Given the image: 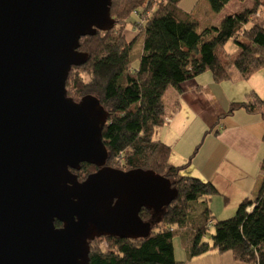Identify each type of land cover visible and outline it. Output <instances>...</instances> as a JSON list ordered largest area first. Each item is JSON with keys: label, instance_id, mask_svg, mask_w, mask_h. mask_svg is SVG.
I'll use <instances>...</instances> for the list:
<instances>
[{"label": "water", "instance_id": "95a60500", "mask_svg": "<svg viewBox=\"0 0 264 264\" xmlns=\"http://www.w3.org/2000/svg\"><path fill=\"white\" fill-rule=\"evenodd\" d=\"M110 7L0 0V264H89V242L148 237L140 211L177 197L153 170L106 165L108 112L94 96H67L69 71L88 59L79 41L114 28ZM83 163L97 170L79 180Z\"/></svg>", "mask_w": 264, "mask_h": 264}, {"label": "trees", "instance_id": "16d2710c", "mask_svg": "<svg viewBox=\"0 0 264 264\" xmlns=\"http://www.w3.org/2000/svg\"><path fill=\"white\" fill-rule=\"evenodd\" d=\"M179 1L111 0L114 28L82 37L79 51L88 59L68 73V97L79 102L84 96H94L108 112L101 133L108 153L106 165L125 171L153 170L177 189V197L162 212L140 211V218L152 223L148 237H101L91 241L89 264H185L174 259L172 226H185L192 214L196 221L187 238L190 258L230 251L235 260L264 264V154L259 162L262 176L256 194L244 199L232 218L213 223L209 202L220 195L219 191L212 182L189 174L191 159L174 165L171 147L156 136L166 116L167 89L181 92L184 84L204 72H209L214 83H222L233 81L232 70L241 81L264 70V19L255 16L259 7L264 11V1L254 0L251 8L203 29H198L192 16L178 6ZM205 1L211 12L220 14L231 0ZM128 25L135 29L131 40L127 37ZM139 37L142 49L133 67L131 51ZM228 43L234 49L222 61L217 49L224 50ZM226 109L220 119L238 110L264 119V99L253 91L243 101L229 103ZM261 141L264 144V132ZM96 170L94 165L83 163L73 172L83 180ZM55 225L61 226L58 222ZM212 225L214 232L208 243L203 239Z\"/></svg>", "mask_w": 264, "mask_h": 264}, {"label": "crops", "instance_id": "0c3cea01", "mask_svg": "<svg viewBox=\"0 0 264 264\" xmlns=\"http://www.w3.org/2000/svg\"><path fill=\"white\" fill-rule=\"evenodd\" d=\"M181 1L182 0H180V2ZM247 1L248 0L239 2L237 0H231L224 10L216 15L220 17L219 20L221 21L225 16L234 15L240 13L244 9L251 8L252 6L249 7V5L241 8V6ZM205 3L207 4L206 1ZM235 3L238 4V6H235L236 9H234V7L228 9L229 5ZM211 13L214 14L213 12ZM220 21H218V23ZM231 54L235 55V51ZM231 74L234 79L229 82L241 81L237 79L238 73L235 70H232ZM251 79L254 78L251 76L248 80ZM255 79L258 84L259 77H256ZM226 86L228 85H224V87ZM250 89L263 99V97L258 94L257 87H253L250 84ZM164 96L166 116L164 118L163 126L158 128L156 136L167 146L171 147V162L174 165H181L186 163L188 159H191V166L188 170L191 176L212 182L219 191V194L228 197L231 193L232 196L233 191L231 189L219 186V184L214 182L210 176L202 174L197 169V164L195 163L196 156L190 158L194 151L192 150V144L197 141L201 133H204V138L211 136L214 139V142L218 141L226 147L225 159L227 161L230 160L232 164L238 165L239 168L242 169L243 166L246 167L247 158H250L256 153L259 149L260 143H262L261 137L264 132V119L255 114L244 113L241 110L234 112L231 116L220 119V115L224 113L226 108H228L229 103L243 101L245 97L243 98V95L234 96V98H231V100L228 101L225 107H220V101L218 100L219 88L213 82L211 75H207L204 79H201L200 75L197 76L195 79L184 84L181 92L169 88ZM206 111L207 118L205 119L204 113ZM199 117L201 121L199 120ZM262 145L264 144L262 143ZM210 154L212 157L215 155V157H217L219 155V150L216 147H213ZM263 154L264 151H262L260 161ZM207 164L208 163H203V165ZM260 180L258 183H260ZM257 185L259 186V184ZM257 185V188L255 187L254 189H251L250 185H245L246 188L241 189L239 193L235 195L234 203L240 204L244 199H251L258 190ZM228 211H231V209Z\"/></svg>", "mask_w": 264, "mask_h": 264}, {"label": "rangeland", "instance_id": "374dc122", "mask_svg": "<svg viewBox=\"0 0 264 264\" xmlns=\"http://www.w3.org/2000/svg\"><path fill=\"white\" fill-rule=\"evenodd\" d=\"M204 1V0H203ZM202 0H182L178 2V6L189 13L192 18L197 22V28L203 29L209 25H215L220 21V17L216 14H212L205 3ZM264 0H260L263 3ZM254 0H248L243 6L249 5L253 6ZM151 6V4L149 5ZM235 6H238L237 3L229 5L228 9H236ZM240 7V6H239ZM233 9V10H234ZM264 11L263 7H259L258 12L255 14L256 18H263ZM132 20H133V16ZM262 17V18H260ZM128 40L131 38V33L135 31L132 26L129 25L126 28ZM131 32V33H130ZM134 35V34H133ZM134 38V37H133ZM142 49V39L139 37L133 43V48L131 51V57L133 60L132 66L135 67L138 63V57ZM231 49H234L231 43H228L225 46V49H217L218 57L220 60L224 61L228 57V53ZM235 56V55H232ZM229 58V57H228ZM207 75H210L209 72H204L200 75L201 79H204ZM254 79L251 80H242L240 82H222L215 83L219 88V98L220 107H225L228 101L234 96L245 97L248 92L251 91L250 84L253 87H257L258 94H260L264 99V70H261L252 76ZM256 77H259L257 84ZM229 83V84H224ZM250 83V84H249ZM224 85H228L224 87ZM227 110V109H226ZM204 118H207V111L204 113ZM199 120L201 121L200 117ZM207 127V125H206ZM208 128V127H207ZM205 128V129H207ZM204 133L200 134V137L192 144V150L198 147L196 152L195 163L197 164V169L204 175L210 176V178L219 184V186H224L226 189H231L229 196L220 194L215 196L209 202V208L211 210V215L213 216V223L218 221H223L232 218L236 213V208L239 203H234V197L239 193L241 189L246 188L245 185H250L251 189H254L260 180L261 170L259 168L260 157L262 151H264V145L260 143L259 149L254 153L250 158H247L246 167L243 166L242 169L238 165L232 164L230 160L225 159L226 147L220 142H214V139L211 136L204 138ZM213 147H216L219 150V155L217 157L210 154ZM203 163H208L203 165ZM225 184V185H224ZM258 186V185H257ZM257 188V187H256ZM231 209V211H228ZM196 221V216L193 214L189 217V220L186 222L185 226L179 227L178 225L172 226L175 233L172 237V246H173V256L176 262H183L185 264H246L241 261L235 260L233 258L232 252H224L222 254L211 253L208 255H201L199 257L190 258L188 249H187V238L191 230V225ZM214 228L213 225L208 228L207 235L203 239L204 241L210 243V236L213 234Z\"/></svg>", "mask_w": 264, "mask_h": 264}]
</instances>
